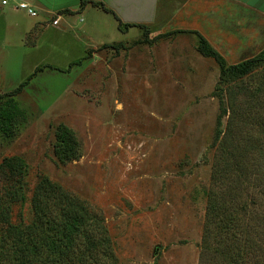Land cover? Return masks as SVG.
<instances>
[{
	"label": "rangeland",
	"instance_id": "obj_1",
	"mask_svg": "<svg viewBox=\"0 0 264 264\" xmlns=\"http://www.w3.org/2000/svg\"><path fill=\"white\" fill-rule=\"evenodd\" d=\"M102 11L74 13L65 32L11 29L14 45L40 46L0 64V96L25 82L12 98L14 123L0 128L3 201L21 176L9 180L2 164L21 158L27 166L11 224L31 223L44 181L64 211L85 217L79 256L65 264H222L219 245L262 264L264 62L247 77L223 78L191 31L146 35ZM218 22L201 34L227 65L264 52L262 17L236 11ZM62 126L77 142L74 159L56 151ZM98 238L109 245L101 253L91 250Z\"/></svg>",
	"mask_w": 264,
	"mask_h": 264
},
{
	"label": "trees",
	"instance_id": "obj_2",
	"mask_svg": "<svg viewBox=\"0 0 264 264\" xmlns=\"http://www.w3.org/2000/svg\"><path fill=\"white\" fill-rule=\"evenodd\" d=\"M86 4L100 7L104 12L115 15L101 2L82 0L81 7L83 8ZM116 20L120 26L123 25L117 17ZM125 26L127 28L137 26L142 28L146 35H149V29L145 25L126 24ZM178 32L185 31L174 33ZM191 33H194L198 38V52L203 57L215 60L221 69L223 78L247 77L255 68L261 65V62H264V52H262L256 58L235 65H227L219 52L211 47L201 34L198 32ZM41 70L42 67H38L35 73ZM24 85L25 82L14 91L0 96V99L4 97L11 98L3 106H0V128L2 131H8L10 124L15 121L19 110L12 98L22 91ZM226 112V109H224L223 115H226ZM55 148L61 159H74L77 157V142L70 129L63 126L59 128ZM2 165L1 169L4 168L7 171L6 177L9 180L21 176V181L20 185L12 190L14 192L9 194L10 196L6 195L4 197V201L3 197L0 198V222H2L0 224V264H32L35 261L40 264H65L68 260H74L75 263V258L79 256L76 254V247L78 245L77 240L81 235L82 222L85 221L84 214L78 210H72L73 212L64 211V207L59 206L62 200H58L55 194L53 198V188L42 181L32 197L33 219L31 223L11 224L8 207L10 204L25 201V190L22 181L23 176L27 174V166L21 158H11ZM56 215H60L58 220H56ZM219 222L222 223L221 220ZM222 224L220 227H223ZM95 227L97 226L95 225ZM93 241L94 239L89 243L92 244ZM95 242L96 244L92 246L91 250L96 253H101L102 247H99V245L106 247L105 250L109 247L106 238H98ZM219 248L222 264L224 262L227 264H244L245 257L241 256L240 253L237 255L234 253V256H231L230 246L219 245ZM210 250L208 251L210 252ZM211 252L213 253V251Z\"/></svg>",
	"mask_w": 264,
	"mask_h": 264
},
{
	"label": "crops",
	"instance_id": "obj_3",
	"mask_svg": "<svg viewBox=\"0 0 264 264\" xmlns=\"http://www.w3.org/2000/svg\"><path fill=\"white\" fill-rule=\"evenodd\" d=\"M0 0V64L4 60L10 61L14 57V51L19 48L29 47L35 49L39 43H26L14 45L19 38L9 37L11 29L25 35L37 26L48 29L61 30L62 32L72 28V16L74 13H86L90 10L102 11L86 4L83 8L82 0H7V4ZM103 3L115 15L104 12L121 23L145 25L155 34H169L177 31H191L206 33L207 29L217 30L218 20H228V16L236 11L250 12L252 15L264 19V0H89ZM27 3L37 13L30 17L18 9V3ZM68 11V12H67ZM22 15V19L18 16ZM26 16V17H25ZM64 16H68L67 19ZM28 17V19H27ZM58 19V24L53 25V20ZM71 19V21H70ZM99 22L92 23L91 29H98ZM82 27V31L88 28ZM77 29V27H76ZM154 29V30H153ZM83 34V33H82ZM84 35V34H83ZM202 35V34H201ZM88 37V36H87ZM6 43V46H5ZM37 44V45H36ZM40 47V46H39ZM10 48V49H8ZM10 50V52H8ZM22 52V50H21ZM22 52V53H23ZM1 67V65H0ZM4 66L0 69L3 72ZM2 74V73H1Z\"/></svg>",
	"mask_w": 264,
	"mask_h": 264
},
{
	"label": "built area",
	"instance_id": "obj_4",
	"mask_svg": "<svg viewBox=\"0 0 264 264\" xmlns=\"http://www.w3.org/2000/svg\"><path fill=\"white\" fill-rule=\"evenodd\" d=\"M2 3L4 5L7 4V0H3ZM17 7H18V9H21V10H27L28 14L31 17H35L37 15V13L27 3H24V2L18 3ZM52 23H53V25H57L58 24V19H54Z\"/></svg>",
	"mask_w": 264,
	"mask_h": 264
}]
</instances>
